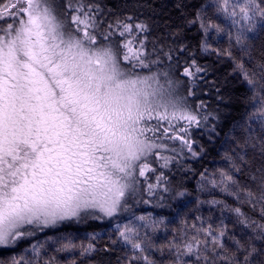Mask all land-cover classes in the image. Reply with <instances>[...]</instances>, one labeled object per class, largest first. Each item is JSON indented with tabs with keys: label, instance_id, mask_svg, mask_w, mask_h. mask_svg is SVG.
<instances>
[{
	"label": "snow or ice",
	"instance_id": "snow-or-ice-1",
	"mask_svg": "<svg viewBox=\"0 0 264 264\" xmlns=\"http://www.w3.org/2000/svg\"><path fill=\"white\" fill-rule=\"evenodd\" d=\"M213 3L235 29L227 32L230 44L234 40L247 53L252 37L264 31V0ZM196 21L205 37L213 30L217 35L225 32L199 14ZM148 32L149 26L131 15L106 23L91 0H0V248L32 235L28 226L79 220L82 213L116 216L127 210V196L136 193L139 178L150 194L159 187L162 175L155 176L156 184L147 175L155 173L150 157L167 167L175 157L165 152L179 154L186 148L193 157L198 155L190 129L201 127V120L196 110L174 98L175 87L183 81H173L167 71L149 76L135 72L160 63L149 59ZM218 55L232 53L224 49ZM237 68L250 86L264 89V63L259 65L260 81L250 77L242 63ZM202 71L193 61L182 75L194 81ZM188 95H194L191 87ZM163 140L179 141L181 147ZM260 151L264 154V143ZM259 171V193L246 190L243 202L253 207L259 203L261 220L224 201L208 202L233 213L236 223L252 235L236 239L226 226L193 224V232H184L180 242L161 247L174 255L171 264H264V247L255 243L264 241V167ZM201 179L202 190L211 185L242 199L239 184L226 170H219L218 177L201 174ZM138 219L141 225H117L118 236L131 246L130 264H155L145 255L155 245L147 233L138 238L142 228L155 231L163 220ZM75 247L71 241L62 245L63 250ZM32 250L33 260L24 264H36L39 248L33 245ZM92 250L91 244L83 249ZM12 264L20 260L14 258Z\"/></svg>",
	"mask_w": 264,
	"mask_h": 264
},
{
	"label": "trees",
	"instance_id": "trees-1",
	"mask_svg": "<svg viewBox=\"0 0 264 264\" xmlns=\"http://www.w3.org/2000/svg\"><path fill=\"white\" fill-rule=\"evenodd\" d=\"M91 2L99 6L100 17L106 23H114L117 18L123 20L131 15L137 22L149 26L145 41L147 53L150 60L158 59L160 63H152L149 68H137L135 72L140 76H149L156 72L167 71L169 78L173 81H183L175 87L174 98L181 99L196 110L201 120V127L190 129V138L201 144L199 158L186 161L180 153V164H185L184 167L177 170L176 162L172 160L166 169H162L163 179L152 194L149 193L147 185L142 188L138 186L141 192L137 190L135 193L138 197L145 188L142 198L159 197L163 202L161 206L166 208L171 202L172 194L183 190L197 192L196 182L205 170L208 158L219 157L221 153L216 152V148L222 150L221 141L231 136L235 126L243 121L246 111L245 103L264 91L258 84L249 87L241 82L238 79L239 69L237 68V64L242 63L249 76L260 81L259 65L264 63V31H258L254 35L247 53L239 52L233 48L234 46L225 44L224 38L219 36L215 53L211 57H205L202 32L198 24L200 21H196V17L199 14L204 21L213 23L217 17L213 0H91ZM193 21L196 22L193 23ZM224 49L231 51V57L218 55V52ZM169 55L171 60L168 59ZM193 61L203 71L197 74L196 80L191 81L184 77L182 72L186 66L190 67ZM163 82L161 78V83ZM152 87L155 88L157 85L153 84ZM190 87L194 95H188ZM204 130L208 131L207 135H203ZM222 152L230 154L231 162L236 165L235 168H231L233 175L245 180L246 190L257 193L261 176L259 170L264 167V158L248 157L245 160L247 169L242 173L239 170L244 166V162L236 155V151L226 149ZM253 176L256 177L255 180ZM209 197L233 202L230 198L218 193ZM245 210L255 215L254 207L247 206ZM85 225L89 230L100 227L97 221H87ZM78 226H81V223L76 224L75 227ZM92 246L91 257L80 264H130L106 239H95ZM155 260H157L155 264H165L160 263L157 256Z\"/></svg>",
	"mask_w": 264,
	"mask_h": 264
},
{
	"label": "rangeland",
	"instance_id": "rangeland-1",
	"mask_svg": "<svg viewBox=\"0 0 264 264\" xmlns=\"http://www.w3.org/2000/svg\"><path fill=\"white\" fill-rule=\"evenodd\" d=\"M216 15L217 17L213 23L220 24L225 28V32L219 35L213 30L208 33L207 37H205L204 31L200 27V22H198L200 31L202 32L203 54L205 57H211L215 53L219 36L224 38L226 41L225 44H230L227 32L229 30L235 31V29L231 28L230 21L225 20L224 17L221 14H217V12ZM206 44L210 47L206 48ZM230 45H232V47L234 46L233 48L237 49L239 52L245 53L239 46H235L234 40ZM238 74V79L246 86L250 87L240 70ZM262 99H264V91L245 103L246 111L243 121L235 126L231 136L224 141H221L220 148H222V150L216 148V152L221 153L219 154V157L208 158L207 166L202 172L204 176L207 177L215 173L218 177L219 170H226L233 175V172L231 171V168H233V162L226 159V157H231L230 154H226V149H234L236 155L240 159L241 157H244L242 160L244 166L239 170L242 173L247 169L245 160H247L248 157L257 156L264 158V154L260 151L261 144L264 143V123H262V121H264V116L260 115V112L264 110V105L261 104ZM153 123H155V121H153ZM177 127H179V124H177ZM207 134L208 131L204 130L203 135ZM180 135L184 134L180 133ZM190 139L192 141V147L198 155L193 157L185 148L181 153L186 161H188V159L193 161L194 159L199 158L201 144L199 141H194L192 138ZM163 141L169 146H175L177 148L181 147L179 141ZM164 155L175 157L173 161L176 162L175 168L177 167V170L185 166V164H180V153L165 152ZM149 159L151 161L150 166L155 169V173H148L147 175L151 177L150 182L155 184V182H157L155 176L162 175L163 177L162 169L164 170L166 167H162L163 160H158L155 157H150ZM233 176L239 184L238 190L241 192V200H237L233 196H228L218 189L212 188L211 185H208L206 190H202L201 185L205 183V181H202L200 175L196 182L197 192L191 193L183 190L172 194L173 197L171 202L166 208L161 206L163 202L159 197L154 199L153 197L145 196L142 198L141 196L145 194V188H143L141 195L138 194V197L135 193L128 194L127 210H122L113 217H104L101 213L97 212L95 215L101 218H93L91 215L85 216V214L82 213V218L79 220L73 219L71 221H60L56 225H50L48 227L28 226L32 228V235L21 238L10 247L0 248V264H12L14 258L20 260V264H24L25 260H33V245H36L40 252L36 264H46V262H50V264H80L82 261H87L93 252V250L91 252H84L83 249H86L89 244L92 245L93 241L98 238L108 240V242L119 253H121L128 262H130V257L133 254L131 246L125 245L119 238L117 225H120L121 227L125 224H131L134 226L141 225L142 222L138 219L140 216L146 217L147 222L163 220V224L155 231L151 228H142L140 231V237L138 238H143L145 233H147L149 240L155 245V247L148 249L145 252V255L149 256V258L155 263L157 262V260H155V257L157 256L160 263L171 264L175 259L174 255L169 254L167 249H164L162 252L160 250L161 246L167 245L169 242H180V237L184 232H193L192 225L195 224L199 226L202 221L205 226H207L208 223H212L215 226H226L228 233L234 234L236 239H247L252 233L247 229H243L236 223V217L233 213L222 211L220 205L213 206L208 203L214 199L221 200L209 197L214 193H218L233 200L232 203L221 200L224 201V204L227 207H240L242 212L246 213L249 217L261 220V205L259 203H255L254 207V214L256 216L245 210L247 206L253 207V204L243 202L244 192L246 191L245 180L240 179L238 176ZM139 179L141 180V183L136 185V187L137 190L141 192L142 186L145 187L147 184L143 182L144 178ZM179 193H184V195H178ZM257 193H259V188ZM144 201H147V203ZM197 217H200L201 219L198 220ZM221 220L223 221V225H221ZM87 221H97L99 222L100 227L96 230H89L85 225ZM78 223H81V226L75 227ZM71 224H74V226H70ZM69 241L75 244L76 247L70 250H63L62 245ZM227 242L231 245V241ZM255 243L257 248L264 247V241L262 240H256ZM58 249L61 250L58 251ZM135 255L138 256L139 253H136ZM131 263L144 264L142 260L131 261Z\"/></svg>",
	"mask_w": 264,
	"mask_h": 264
}]
</instances>
